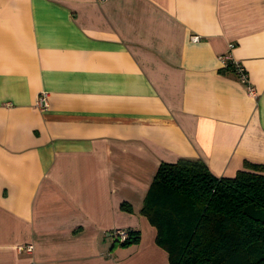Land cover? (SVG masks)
Segmentation results:
<instances>
[{
	"label": "crops",
	"instance_id": "0c3cea01",
	"mask_svg": "<svg viewBox=\"0 0 264 264\" xmlns=\"http://www.w3.org/2000/svg\"><path fill=\"white\" fill-rule=\"evenodd\" d=\"M180 157L264 163V0H0V264H169L139 210Z\"/></svg>",
	"mask_w": 264,
	"mask_h": 264
},
{
	"label": "trees",
	"instance_id": "16d2710c",
	"mask_svg": "<svg viewBox=\"0 0 264 264\" xmlns=\"http://www.w3.org/2000/svg\"><path fill=\"white\" fill-rule=\"evenodd\" d=\"M139 213L169 264H264V163L244 160L234 175L217 176L199 157L161 161ZM127 229L120 244L138 242L139 230Z\"/></svg>",
	"mask_w": 264,
	"mask_h": 264
},
{
	"label": "built area",
	"instance_id": "2783aa9c",
	"mask_svg": "<svg viewBox=\"0 0 264 264\" xmlns=\"http://www.w3.org/2000/svg\"><path fill=\"white\" fill-rule=\"evenodd\" d=\"M232 47H234V44H229V49H231ZM219 59L223 65V67H227L230 66L232 68V71L235 73L237 79L242 82L243 84H245L247 93L252 96L255 97L256 96V89L255 87L249 82L248 79V73L245 69V67L240 63V61H238L237 59H235L230 52H227L225 54H221L219 55ZM36 104L41 107V108H45L48 106V98L46 93H42L38 98H37V102ZM129 229L127 228H114L111 230V234H113V236H116L118 238L117 241L121 242L123 240L126 239V237L129 235ZM20 250H25L27 252H30L33 249V244L31 243H27L25 245H20L18 247Z\"/></svg>",
	"mask_w": 264,
	"mask_h": 264
},
{
	"label": "rangeland",
	"instance_id": "374dc122",
	"mask_svg": "<svg viewBox=\"0 0 264 264\" xmlns=\"http://www.w3.org/2000/svg\"><path fill=\"white\" fill-rule=\"evenodd\" d=\"M105 237H106V242L109 243V245H110V243H113L114 245L120 247V249H125L127 246H129V245L131 246V244H132V243L131 244H128V245H122V244H120V242L117 241L118 238L116 236H113V234H111V233L109 235H106ZM146 239L148 241H150L149 234L146 235ZM122 252H124V251H122Z\"/></svg>",
	"mask_w": 264,
	"mask_h": 264
}]
</instances>
